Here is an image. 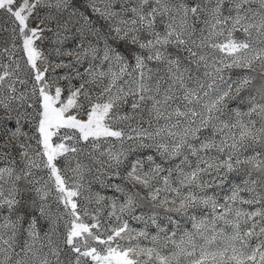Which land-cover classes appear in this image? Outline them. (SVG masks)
I'll return each instance as SVG.
<instances>
[{"label": "snow or ice", "instance_id": "obj_1", "mask_svg": "<svg viewBox=\"0 0 264 264\" xmlns=\"http://www.w3.org/2000/svg\"><path fill=\"white\" fill-rule=\"evenodd\" d=\"M0 264H264V0H0Z\"/></svg>", "mask_w": 264, "mask_h": 264}]
</instances>
